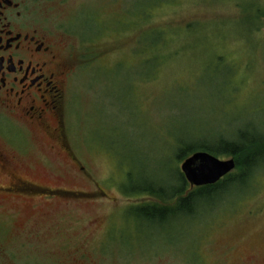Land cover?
I'll return each instance as SVG.
<instances>
[{
  "label": "rangeland",
  "instance_id": "374dc122",
  "mask_svg": "<svg viewBox=\"0 0 264 264\" xmlns=\"http://www.w3.org/2000/svg\"><path fill=\"white\" fill-rule=\"evenodd\" d=\"M29 8L74 55L66 121L78 161L32 133L16 152L29 180L95 195L0 196V264H263L264 168L197 217L159 225L138 209L165 205L149 190L180 185L182 143L264 140V0Z\"/></svg>",
  "mask_w": 264,
  "mask_h": 264
},
{
  "label": "flooded vegetation",
  "instance_id": "af4514ba",
  "mask_svg": "<svg viewBox=\"0 0 264 264\" xmlns=\"http://www.w3.org/2000/svg\"><path fill=\"white\" fill-rule=\"evenodd\" d=\"M29 3L0 0V196L93 197L92 192L54 190L29 180L30 168L16 152L23 135L32 133L78 161L66 121L74 55L66 51L57 31L38 21ZM44 179L53 178L47 173Z\"/></svg>",
  "mask_w": 264,
  "mask_h": 264
},
{
  "label": "trees",
  "instance_id": "16d2710c",
  "mask_svg": "<svg viewBox=\"0 0 264 264\" xmlns=\"http://www.w3.org/2000/svg\"><path fill=\"white\" fill-rule=\"evenodd\" d=\"M226 140L223 137L211 141L199 142L192 146L181 144L179 160H184L199 151L209 152L215 156L229 155L237 162L236 170L239 172L235 175H228L215 185L204 187H191L183 173L179 172L180 185L170 190L151 189L149 195L156 197L165 205H154L141 207L138 212L150 220L159 218V225L166 224L167 221L174 217H197L205 214L209 208L212 210L220 207L224 201L228 200L236 188L242 189L247 182L252 181L256 172L264 168V140L254 139L249 142L242 140ZM247 188V187H245ZM234 197V195L232 196ZM219 200V201H217ZM176 202V205H170ZM218 202V203H217Z\"/></svg>",
  "mask_w": 264,
  "mask_h": 264
},
{
  "label": "water",
  "instance_id": "95a60500",
  "mask_svg": "<svg viewBox=\"0 0 264 264\" xmlns=\"http://www.w3.org/2000/svg\"><path fill=\"white\" fill-rule=\"evenodd\" d=\"M236 167L234 158L221 160L209 152L199 151L183 162L181 171L191 187H204L217 184L232 174Z\"/></svg>",
  "mask_w": 264,
  "mask_h": 264
}]
</instances>
